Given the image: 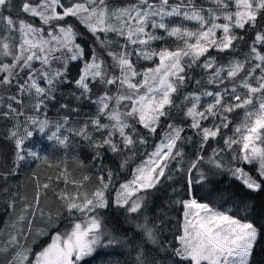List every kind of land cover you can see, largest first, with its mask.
Listing matches in <instances>:
<instances>
[{"label": "snow or ice", "instance_id": "6c2138e0", "mask_svg": "<svg viewBox=\"0 0 264 264\" xmlns=\"http://www.w3.org/2000/svg\"><path fill=\"white\" fill-rule=\"evenodd\" d=\"M68 18L95 37L111 63L96 50L86 54L76 43L80 33ZM261 20L264 0H126L123 4L0 0V88L15 89L0 96V116L15 121L8 137L14 148L13 168L7 175H14L29 160L53 167L28 149L26 142L37 130L63 149L72 146V138L84 141L93 149L94 160L102 158L105 148L113 154L129 153L119 165L127 175L118 186L116 174L106 166H99L92 186L89 175L76 179L66 163L63 167L57 163L56 180L65 187L56 192L59 207L54 213L41 206L52 178L41 182L34 173L33 199L18 197L23 203L16 212L14 196L9 204L14 215L0 228V254L9 256L7 264H83L85 258L109 248L113 253L130 248V261L125 264H164L166 257L171 264H250L257 229L229 211L201 202L196 194L210 176L225 169L246 189H264ZM156 42L163 43L156 46ZM241 44H247L243 59L233 57L223 63L208 55L210 50L236 52ZM70 61H83L74 82L80 90L76 98L89 100L95 113L74 124L66 116L55 122L46 115L40 118L37 114L44 112L58 86L69 82L65 76ZM141 61L146 63L141 66ZM193 68L202 69L203 76L195 80L196 90L185 93L178 104L175 97L192 79L188 70ZM93 85L103 88L95 98ZM205 85L215 88L208 90ZM174 109L183 112L190 121L187 126L200 138L196 152L184 151L183 144L193 142L191 136L181 135L185 128L168 123L159 143L139 153L143 158L132 166L136 145L148 143L137 125L155 135L161 118ZM237 111L241 115L234 122L232 114ZM205 121L211 122L205 126ZM217 137L223 138L224 147L205 155V145ZM222 153H230L231 161ZM244 164L254 166L255 175L239 166ZM177 175L185 188L171 203L182 208V222L168 240L146 215L147 199L151 190ZM112 205L123 210L126 220L136 221L138 243L109 230L101 210ZM63 212L70 227L33 251L29 239L46 234L37 226V218L52 225Z\"/></svg>", "mask_w": 264, "mask_h": 264}, {"label": "trees", "instance_id": "16d2710c", "mask_svg": "<svg viewBox=\"0 0 264 264\" xmlns=\"http://www.w3.org/2000/svg\"><path fill=\"white\" fill-rule=\"evenodd\" d=\"M13 3H18L19 0H12ZM126 0H110L113 4H123ZM201 2V0H197ZM7 14V12H5ZM13 15L15 12L13 10ZM68 21L72 22L80 35L82 36V43L84 47L91 53L96 50L98 55L110 63V60L105 58L98 51V44L95 42V38L91 33H87L86 29L79 25L78 22L72 18H68ZM39 25V21H35ZM260 23L264 25V20ZM85 35L89 38L86 40ZM163 42H156V46H159ZM247 50V44H241V47L236 52L232 53H217L215 50H210L208 55L215 56L220 62L227 63L228 59L233 57L237 59H243V52ZM39 67V64L36 65ZM55 67H61V65H54ZM81 62L70 63L68 70L66 71L65 79L68 83L61 84L58 89L53 93V99L46 102V108L43 113L37 114L40 118H44L45 115L49 121H60L62 117H67L73 124L75 122H83L95 113V105L90 103L87 99H77L80 95V90L75 87V80L78 79L80 74ZM76 69L75 75L72 70ZM191 80L188 81L187 86L176 95L175 99L178 104L182 103V97L185 93H190L196 90L195 80L201 79L203 76V70L200 68H193L188 70ZM39 82V81H38ZM42 86H45L42 84ZM208 90H213L214 85H205ZM103 88L99 85H93L92 97L95 98ZM15 89L7 91L0 88V96H7L13 94ZM75 93V95H73ZM210 99V98H202ZM27 104V100H25ZM61 105H67V107H61ZM19 107V106H18ZM75 109V111H73ZM241 113L237 111L232 114V119L235 122L239 119ZM22 119V118H21ZM162 125L157 129V133L152 135L148 133L146 129H143L137 125L139 135L144 136L148 143L147 145H136L135 151L138 153L134 163L140 162L141 157L139 153L145 151H151L156 143H159L164 127L168 123H174L178 126L185 128L182 132V136L193 138L192 143H184L183 148L186 154H194L197 150V141L200 139L195 135L194 131L187 125L189 120H185L183 112L179 109H174L170 112V116L167 118H161ZM211 121H205V126H208ZM15 123L13 118H5L0 116V228L4 227V223L13 216V211L9 208V204L13 203V197L15 196V211L19 212L23 201L18 197L25 196L30 201L35 195V180L33 174L40 178L41 182H48V177L51 176V188L47 190L46 195L42 196L41 205L46 210H52L53 213L59 207V201L56 197V192L65 187L63 181H57V169L55 165L61 163L63 167L66 163L68 169L72 172V175L76 179H81L83 175H89L92 178V186L96 183V174L99 171V166H106L111 169L117 176V186L119 183L124 182L126 173L120 171L119 165L121 160L129 155L127 151L122 154H113L106 148L102 149V158L99 160L93 159V149H91L84 141L78 138H72V146L68 149L60 148L55 143L47 140V134L34 131L33 137L27 141L28 149L36 152L40 157L48 160L53 164L52 168H49L47 164L40 161L32 162L26 161L23 166L16 171L14 175H7L13 168V143L8 138L10 130ZM230 132V130H224ZM47 133V130H46ZM98 135V134H97ZM223 148V138L217 137L216 140H209L205 145V155H210L213 148ZM226 157L227 161H231L230 153H222ZM39 164V167L37 166ZM234 164V162H233ZM235 166V164H234ZM246 171L255 175V167L249 165H239ZM5 175L7 178L5 179ZM71 188V186H69ZM185 185L180 181L178 175L173 180H164L156 189L150 191L147 199L146 215L149 219L156 223L162 231V238L167 237L168 240L172 239L174 232L176 231L177 224L182 222V208L171 203L177 198L183 195ZM91 190V187L89 188ZM42 192L44 190H41ZM183 198H189L183 196ZM196 198L201 202L210 203L211 206L219 208L221 210L229 211L234 216H239L242 220L251 222L257 229V239L254 243L253 250L250 256V264H264V189L257 192H252L246 189L240 181L234 179L231 173L225 169L215 175L209 177V182L203 187L202 190H198ZM109 230H113L116 234L120 235L126 240H132L133 243L139 242V233L135 232L136 221H128L125 219L122 209H117L114 205L107 209L101 210ZM55 219V217H54ZM144 217L140 216V222H143ZM38 227L44 228L46 234L36 236L33 235L29 239L28 243L30 247L35 251L37 248L36 243L42 241H49L50 238L58 233L63 232L67 227H70V219L66 212H63L62 216L55 221L52 225H47L41 221L38 217L36 221ZM130 248L117 249L115 253L111 248L106 250H100L94 257L85 259L83 264H125L130 261L128 252ZM112 253V254H110ZM134 255V253H133ZM160 255L163 256V253ZM9 256L0 255V264H7ZM164 264H171V261L165 258Z\"/></svg>", "mask_w": 264, "mask_h": 264}, {"label": "rangeland", "instance_id": "374dc122", "mask_svg": "<svg viewBox=\"0 0 264 264\" xmlns=\"http://www.w3.org/2000/svg\"><path fill=\"white\" fill-rule=\"evenodd\" d=\"M87 31V30H86ZM88 33V32H87ZM100 35H103V34H100ZM85 37H86V40L87 41H89V38L87 37V35H85ZM95 38V37H94ZM114 39H115V37H113ZM95 42H96V40H95ZM76 43H78V44H80L84 49H85V52H86V54H91V53H89L88 52V49L87 48H85L84 47V45L85 44H83L82 43V36L81 35H78L77 37H76ZM97 43V42H96ZM98 44V43H97ZM98 46H99V48H98V51L100 52V54L102 55V56H104L105 58H107V59H109L110 60V58L109 57H107V54H106V52L100 47V45L98 44ZM75 62H81L82 63V66H83V61H70L69 62V64H68V67H67V69H66V71L68 70V68H69V66H70V63H75ZM110 63H111V60H110ZM146 62H143V61H141L140 62V65L141 66H143L144 64H145ZM81 66V67H82ZM72 73L75 75V73H76V69H73L72 70ZM103 91V89L100 91V93ZM42 206V205H41ZM43 207V206H42ZM10 208V207H9ZM37 221H38V218H37ZM52 238V237H51ZM51 238H50V240L47 242V241H45V242H41V243H36V246H37V248L35 249V251H40L43 247H45V246H47V244H49V243H51ZM257 239V238H256ZM256 241V240H255ZM255 243V242H254ZM1 255V254H0ZM87 258H89V257H87ZM87 258H85V259H87Z\"/></svg>", "mask_w": 264, "mask_h": 264}]
</instances>
